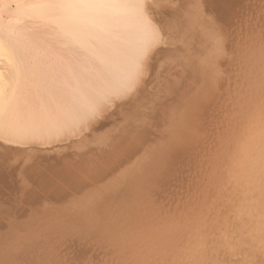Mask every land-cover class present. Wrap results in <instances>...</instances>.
<instances>
[{
    "label": "bare ground",
    "instance_id": "obj_1",
    "mask_svg": "<svg viewBox=\"0 0 264 264\" xmlns=\"http://www.w3.org/2000/svg\"><path fill=\"white\" fill-rule=\"evenodd\" d=\"M241 1L0 0V187L24 188L14 196L26 202L39 186L57 184L55 190L64 183L56 201L83 199L67 208L61 202L60 211L51 207L54 215L44 218L35 205L25 212L29 216L17 217L23 201L11 209L9 198L0 197V233L8 235L0 234V264H65L76 255V264H94L102 258H94L101 254L98 242L100 249L116 246L102 250L112 257L99 264H264V0L254 7ZM179 76L184 82L174 85ZM154 90L162 97L151 100L156 104L145 115L147 127L131 131L134 143L150 132L154 159H144L146 146L131 145L137 151L130 163L135 160L137 169L114 182L109 176L124 162L125 142L118 138L136 123L131 105L138 112ZM128 96L126 110L122 99ZM119 100L123 121L113 129L104 125L110 130L104 127L98 137L99 114ZM96 150L113 157L93 160ZM78 159L102 175V181L87 183L94 196L81 193L86 173L72 175ZM114 162L119 165L102 171L103 163ZM170 170L176 173L168 176ZM65 172L68 182L61 179ZM28 187L38 191L24 192ZM7 189L3 194L15 190ZM67 220L77 227V220L86 222L78 229L85 234L74 233ZM73 233L81 241L88 236L97 255H88L84 240L88 256L75 249L74 256L73 247L61 253ZM94 233L101 235L97 243ZM41 243L60 253L51 247L54 254L44 258L49 252L40 251Z\"/></svg>",
    "mask_w": 264,
    "mask_h": 264
},
{
    "label": "rangeland",
    "instance_id": "obj_2",
    "mask_svg": "<svg viewBox=\"0 0 264 264\" xmlns=\"http://www.w3.org/2000/svg\"><path fill=\"white\" fill-rule=\"evenodd\" d=\"M240 1H241V0H240ZM246 1H247L248 3H247ZM250 1H251V3H250ZM254 1H256V0H243V2H244L245 4H244L242 1L239 2V3H240V4L242 3V5L244 4V6L246 7V4L248 5V4L250 3V4L252 5V2H254ZM257 2L261 3V0H257L256 3H257ZM239 3H238V4H239ZM256 3H253V4L255 5ZM240 4H239V5H240ZM263 4H264V1H263ZM242 5H241V6H242ZM251 5H249V6H251ZM254 5H252V6L254 7ZM241 6H238V7H239L238 9H240ZM252 6H251V8H252ZM241 8H243V6H242ZM253 16H254V15H253ZM255 16H256V15H255ZM256 19H257V18H256ZM171 70H172V69H170V71H171ZM172 71H173V70H172ZM169 73H170V72H169ZM194 74H195V73H193V75H194ZM223 76H224V75H223ZM149 77H150V76L148 75V76H147V79H148ZM225 77H226V76L222 77L223 80H225ZM150 78H151V77H150ZM150 78H149V79H150ZM149 79H148V80H149ZM177 79H179V81H178ZM183 79H185L183 76H182V77L179 76L178 78L176 77V79H175V80H176V83H174V85H175V84H178V85L180 84V85H181V84L184 82ZM182 81H183V82H182ZM219 81H220V80H219ZM169 82L171 83V82H173V81L170 80ZM169 82H168V83H169ZM220 83H222V82H220ZM171 84H172V83H171ZM172 85H173V84H172ZM155 90H157V89H155ZM155 90H154V92H153L154 94L151 95L152 97H154V95L156 94L155 92H157V91H155ZM160 93H161V92H160ZM158 94H159V91L157 92V95H155L156 97H154V98H152V99H151V96H150V98L148 99V103H147V104L145 103L146 105L143 104V105H144L143 108H142L143 105H142L141 107H139L140 109H138V112H136L138 106H133L134 104H133V105L130 104L132 101H131L130 103H129V101H127V100H129V97L133 96V94H131V96H128V97H127L128 99H126V98H125V99H122V102L125 101V102H123L124 104H122V102L119 100V101H117V103H116L114 106H112L111 108H109L107 111H104V113L102 112V113L99 114V115H100V116H99V117H100V120H99V121H101V122L98 121V118H97V121H98L99 123H101V124L105 122V124H103V125L99 124L100 126H97L98 123H95V125L97 126V128L99 127V129H101L100 131L97 129L98 133L101 132V133L97 134V136L100 135V134L103 135V134H102V131H103V132L106 131V130H104V129H107V131L110 130V127H107V128H106L104 125L109 126V125H107V124H111V128H112V127H114V124H119V123L121 122V120L123 121L122 116H123L125 110H124V112L122 111V109H123V108H122V105H123V107H124V105H125V107H124V109H125V108H126V105H127V102L132 106V107H131V106H130V107H131V108H135L136 111H135V109H133V110H134L136 113H138V115H137V114L134 113V111H133V115H134V116L132 117V122H133V123L136 122V123H135L134 125L130 124L129 127L127 126V125L129 124V123H128V124L126 125V127H128V128H125L126 130L124 129V135H125V136H122L121 139L118 138L122 143L125 142V143H124V148H123V150H122V152H121L122 155L119 154V155H121L120 157L124 156V157H122V161H124V162H122V163H123V165H122L121 162H120V161H121V158H119V156H118V158L120 159V161L118 160V163L121 164L122 167L120 166V168L117 170V173H115V172H116V171H115L114 173L111 174L113 177H112L111 175L109 176V179H110V180H112V179L114 180V179L116 178V179L114 180V182H118V183H119V181L122 182V181H121V180H122V179H121L122 177H123V181L126 179L125 174L129 173V171L131 172V170H133V172H134V169H135V167L137 166V165L134 164V163H137V162L133 159L134 161H132V162L130 163V161L132 160V159H130V158H131L130 156H132V155H133L132 152H135V150H136V149H134V147H133L134 144H139L138 147H140V149L143 148V146H146L145 149H144V151H145L146 154L143 153V152H144L143 150L141 151V153H142V154H141V157H142V155H144V154H145L146 157L143 156L142 158L145 157L144 159H146V160H148V161H151L152 159H154V156H155L154 154H155V152H153L154 150H153V148H152V145L149 144L150 141H149V140H146V139L148 138L150 132L145 133V134L142 136V139H140L139 141H136V143H134V140L131 138V134L135 131L134 128H136L137 131H140L143 127H147L146 124H145V122H146V116L149 115V114L151 115V112L153 111V110L151 111V108H150V107H153V105L156 104V102L158 103V100H159V102H160V99H161V97H162V95H160V94L158 95ZM159 96H160V97H159ZM163 96H164V95H163ZM158 97H159V98H158ZM130 99H131V98H130ZM153 99H156V102H155V100H154V102H152L151 100H153ZM126 101H127V102H126ZM149 101H150V103L152 102V103H151V106H150V104H149ZM119 103L122 104V105L120 106ZM133 103H134V102H133ZM147 105H149V106L147 107ZM119 106H120L121 109H120V108L118 109ZM145 106L147 107V109H146ZM155 106H156V105H155ZM114 108H115V109H114ZM131 108H129V109L131 110ZM153 108H154V107H153ZM153 108H152V109H153ZM116 109H118V111H117ZM127 109H128V108H126V110H127ZM144 109H146V110H148V111H146V110H144ZM114 110H115V111H114ZM130 110L126 111V113L129 112ZM119 111H120V113H121V111H122V113H123V114H121L122 116L117 114V112L119 113ZM139 111H140V112H139ZM150 111H151V112H150ZM108 112H110V114H109ZM112 112H113V113H112ZM131 112H132V111H131ZM131 112H130L129 114H131ZM111 113L114 114V115H113V116H107L108 118L110 117L109 120H107V121H108V122H107V121H106V119H107L106 114L111 115ZM115 113L118 115V118H119V119H117V115H116ZM120 113H119V114H120ZM126 113H125V115H124V119H125V118H128V117H127L128 115L126 116ZM145 113H146V114H145ZM142 114H143V115H142ZM131 115H132V114H131ZM131 115H130V116H131ZM136 115L138 116V118L136 117ZM145 115H146V116H145ZM115 116H116V118H115ZM119 116H120L121 118H120ZM130 116H129V118H131ZM143 116H144V117H143ZM101 117H102V118H101ZM135 117L138 119V121H136L137 119H135ZM142 117H143V118H142ZM104 118H105V119H104ZM112 118H113V119H112ZM140 118H141L142 120H141ZM133 119H134V121H133ZM143 119H145V120H143ZM113 120H114V121H113ZM130 120H131V119H130ZM97 121H96V122H97ZM103 121H104V122H103ZM119 121H120V122H119ZM116 122H118V123H116ZM129 122H130V121H129ZM132 122H131V123H132ZM112 125H113V126H112ZM135 125H136V126H135ZM131 126H132V127H131ZM133 126H135V127H133ZM104 127H105V128H104ZM141 127H142V128H141ZM103 128H104V129H103ZM108 128H109V130H108ZM129 128H130V129H129ZM112 129H113V128H112ZM132 129H133V130H132ZM92 130H96V129L94 128V126H93V129H92ZM151 130H152V129H151ZM151 130H150V131H151ZM153 130H154V128H153ZM90 131H91V129H90ZM90 131L88 130V132H86V134L88 133V135H89V134H90ZM131 131H133V132H131ZM92 132L94 133V131H92ZM92 132H91V133H92ZM95 132H96V131H95ZM128 132H129V133H128ZM130 132H131V133H130ZM96 133H97V132H96ZM113 133H114V132H113ZM147 134H148V135H147ZM94 135H95V133H94ZM209 135H210V134H209ZM98 137H99V136H98ZM98 137H97V138H98ZM126 137H127V138H126ZM146 137H147V138H146ZM128 138H129V139H128ZM127 140H128V142H127ZM145 140H146V141H145ZM139 142H140V143H139ZM141 142H144V144L141 143ZM145 142H147V143H145ZM126 143H127V144H126ZM131 145H133V146H131ZM78 146H80V145H78ZM149 146H150V147H149ZM138 147H137V148H138ZM127 148H128V149H127ZM130 148H131V149H130ZM132 148H133L134 150H133ZM78 149H79V147H78ZM138 149H139V148H138ZM140 149H139V150H140ZM128 150H129V151H128ZM148 150H149L150 152H149ZM152 150H153V151H152ZM77 151L80 152V150H77ZM123 151H126V152L124 153ZM136 151H137V150H136ZM97 152H99V153H97ZM109 152H111L110 154H112V155L107 154V153H109ZM92 153H93V154H92ZM92 153H91V156H92L93 160H99V159H100L99 161H102V162L107 161V159H109V157H110V158L113 157V153H112V151H108V152H105V151L102 152V151H101V152H100V150H98V151L96 150V152L93 151ZM100 153H101V154H100ZM105 153H106L107 155H106ZM123 153H124V154H123ZM127 154H128V155H127ZM152 154H153L154 156H153ZM93 155H94L95 158L93 157ZM96 155H97L98 157H100L101 155H106V156H104L105 158H103V156H101L102 158H98ZM108 155H109V156H108ZM147 157H148V159H147ZM78 158L81 159L80 157H78ZM106 158H107V159H106ZM123 158H124V159H123ZM127 158H129V159H127ZM149 158H151V159L149 160ZM79 159H78L79 163H77V160H76V162H75L76 165L73 166L74 169H75V168H76V169H75L74 173H72V175L83 176V175L86 173L87 176L83 177V178H84L83 181H82V178H80L81 180L79 179V180H77V181H82V183L84 182V184L86 183L87 186H81V188H82V187H83V188H82V189L80 188V189L83 191V190L86 188V189L84 190L85 193H83L84 191H83V192L81 191V193L84 194L85 196H87V195L91 194L90 191H92V188L94 187V186H92V188H91V187H90L91 185L89 186L87 183H88V182H89L90 184H92V182H93V183H98L97 181L101 180V178H102L101 176H102V175H101L100 172L97 171L96 167H95L94 165H92L93 163H92V164H87V163H84L82 160H79ZM81 162H82V164H81ZM116 162H117V159H116ZM126 162H129V163L126 164ZM85 164H86V166H84ZM114 164L119 165V164H117V163H115V162L113 163V165H112V164H111V165H110V164L105 165V164L103 163V164H102V166H103V167H102V168H103L102 171H104V167H105V169H107L108 167H109V169H111V166H114ZM124 164H125L126 166H125ZM109 165H110V166H109ZM116 165H115V166H116ZM81 166H83V168H81ZM124 166H125V168H124ZM85 167H86L87 169H86ZM92 168H93V169H92ZM100 168H101V167H100ZM102 168H101V169H102ZM121 169H122V170H121ZM136 169H137V167H136ZM107 170H108V169H107ZM107 170H106V171H107ZM125 170H126V171H125ZM106 171H105V172H106ZM183 171H184V169H183ZM80 172H81V173H80ZM95 172H96V173H95ZM138 172L141 173L140 170H138ZM174 172L176 173V171H174ZM174 172L171 171V170L168 171V173H170L168 176L174 174ZM66 173H67V172H65V175L62 174V176H61V177H62V178H61L62 180L64 179L65 181H67V180L70 179L71 174H70L69 172H68L67 174H66ZM98 173H99V174H98ZM119 173H122L121 176L119 175ZM69 174H70V175H69ZM123 174H124V175H123ZM66 175H67V176H66ZM68 175H69L70 177H69ZM122 175H123V176H122ZM115 176H116V177H115ZM124 176H125V177H124ZM66 177H67V178H66ZM68 178H69V179H68ZM78 178H79V177H78ZM119 178H120V179H119ZM85 179H86V180H85ZM91 180H92V181H91ZM95 180H96V181H95ZM101 181H102V180H101ZM101 181H100V182H101ZM67 182H68V181H67ZM60 184H61V183H58V189L60 188L61 190L63 189L62 191H64V188H66V185H65L64 183H62L61 185H64V186H59ZM99 184H100V183H99ZM51 186H52V185H51ZM56 186H57V184H56L54 187L52 186V188H51L50 186L48 187V185H47V189H48V190L46 189V186H45V187H44V190H45V191L43 190V187H42L41 189H39V188H40V186H39L38 190H39L40 193H37V192H36V191H38V190L35 188L36 186L33 187L34 189L31 188V187H30V188H29V187H28V188H25V189H27V190H24V192H26V191H28V190H30V189H31V190H35V189H36L34 192H36L37 194H40V195L37 196L36 193H35L34 195H35L36 197H39V199H42V200H39V199L36 198V197H35V198H34V197H31L32 199H29V198H28V200H25V201L28 202V203L24 202V200H21L20 198H17V199H16V197L14 196V194L17 195V194H21V193L23 192V191H21V190H23L24 188L21 189V190L19 191V190H18V187H19V186H17V187H16V186H14V187L11 186V187H10V186H8V185L3 186V188L5 187V188H4L5 190H6L8 187H9L10 189L8 188L7 190H10V191H12L13 189H15V190H14L15 192L12 191V193H10V192L8 191L7 194H3V193H6V191H5L2 187H0V195H1L0 197L3 199V198L5 197V195H6V196L9 198V199L7 200V202L9 201V202H8V205L10 204V207H11V205H13V206L11 207V209H13V208H15V209H19V208L21 207V205H22V204H21L22 202H20V200L23 201V205H22V207H21L20 210H18V212H17V217H18L19 214H20V215H24V214H25V216H29V215L27 214V213L31 212V211H29V210H32V211H33V209H35V210H37V211H35L36 213H38L37 215H40V217H44V218L46 217V215H47L48 212H49L48 215L50 216V214H51V216H52V214H53L54 211H53V208L51 209V207H54V210L56 209V212H57V210L60 211V208L63 207V204H62V203H64V202L66 203V202L68 201V202L66 203L67 205L64 203V207L66 206V208H67L68 205H70V206L73 205V206H74V205H76V204H79V202H80L79 200H80V199L83 200V199L80 198V196H79L78 198H80V199H78V201H77V200H76V199H77V197H76L77 195H76V196H75L76 198H75L74 196H72L73 202L70 201V200H72V199H71V196H70V199L67 198L68 200H66V199L63 200V201L61 200L62 203L60 202V200H57V201H56V199H58V196H57V193H58L57 191H58V189H55V190L53 189V188H57ZM12 187H13V189H12ZM37 187H38V186H37ZM84 187H85V188H84ZM88 187H90V188L88 189ZM16 188H17V190H16ZM19 189H20V187H19ZM49 189H50V190H49ZM60 189H59V190H60ZM51 190H52V191H51ZM87 190H90V191H87ZM93 190H94V194H95V189L93 188ZM18 191H19V192H18ZM41 191H42V192H41ZM55 191H56V192H55ZM62 191H61V192H62ZM79 191H80V190H79ZM172 191H173V189H171V190L168 189V191H166V193L168 194L169 192L171 193ZM20 192H21V193H20ZM29 192H31V191H29ZM45 192H46V193H45ZM47 192H48V193H47ZM53 192H54V193H53ZM86 192H87V194H86ZM88 192H89V193H88ZM92 192H93V191H92ZM55 193H56V194H55ZM81 193H80V194H81ZM43 194H44V195L46 194V195L44 196ZM53 194H55L57 197H54ZM94 194H91V195L94 196ZM3 195H4V196H3ZM34 195H33V196H34ZM41 195H43V196L40 198ZM95 195H96V194H95ZM9 196H11V197H9ZM48 196H49L50 198H48ZM7 197H5V198H7ZM81 197H82V196H81ZM100 197H101V196H100ZM100 197L97 199V200H98L97 202H96V199L94 198L95 201L93 200V203H94V204H95V203L97 204V203L100 201V199L102 198V197H101V198H100ZM5 198L3 199L4 201L6 200ZM43 198H45L46 201H45ZM83 198L85 199V197H83ZM35 199H37V200H35ZM51 199H52V200H51ZM11 200H12V201H11ZM16 200H18L17 203H16ZM48 200H49V201H48ZM53 200H54V201H53ZM34 201H35V203H34ZM40 201H41V202H40ZM42 201H43V202H42ZM51 201H52V203H51ZM74 201H75V202H74ZM18 202H19L20 204H18ZM31 202H32V203H31ZM48 202H49V203H48ZM70 202H71V203H70ZM12 203H13V204H12ZM29 203H30V204H29ZM38 203H39V204H38ZM41 203H42L43 205H44V203H45L46 205L43 206ZM47 203H48L49 205H47ZM68 203H69V204H68ZM72 203H74V204H72ZM24 204H27L28 206H27V205H24ZM40 204H41V206H40ZM50 204H51V205H50ZM59 204H60L61 207H60V206H57V205H59ZM111 204H112V206H113L114 203H111ZM17 205H18L19 208L17 207ZM33 205H35V206H34V208L32 209L31 207H33ZM36 205H37V206H36ZM54 205H55V206H54ZM5 206H6V205H5ZM38 206H39V207H38ZM45 206H46V207H45ZM70 206H68V207H70ZM109 206H110V205L108 204V207H109ZM112 206H110V207H112ZM25 207H26V208H25ZM29 207H30V209H29ZM41 207H42V208H41ZM44 207H45V209H44ZM56 207H60V208H56ZM6 208H7V206H6ZM8 208H9V207H8ZM27 208H28V209H27ZM38 208H39V209H38ZM40 208H41V209H40ZM46 208H47V210H46ZM9 209H10V208H9ZM22 209H23V210H22ZM123 209H126V208H123ZM123 209H122V210H123ZM50 210L52 211V213H50ZM61 210H62V209H61ZM122 210L120 209V211H122ZM45 211H46V212H45ZM117 211H118V212H116V213H119V210H117ZM25 212H27V213H25ZM33 212H34V211H33ZM124 212H125V210H124ZM36 213H35V215H36ZM45 213H46V214H45ZM116 213H114V215H117ZM43 214H45V215H43ZM61 214H62V216H64L63 213H61ZM121 214H122V213H121ZM48 215H47V216H48ZM53 215H54V214H53ZM119 215H120V214H119ZM122 215H123V214H122ZM122 215H121V216H122ZM62 216H61V217H62ZM117 216H118V215H117ZM121 216H120V217H121ZM124 216H126V215H124ZM72 217H73V216H72ZM120 217H119V218H120ZM29 218H30V217H29ZM69 219H71V218H69ZM124 219H125V218H124ZM67 221L70 222V223L72 222L71 224L76 223V221H70V220H67ZM68 222H67V223H68ZM73 222H74V223H73ZM84 222H85V221H84ZM70 223H68V225H70ZM85 223H86V222H85ZM85 223H82V221H81V223H80V220H77V224H80V225H81V224H85ZM80 225H78V227H79V228H78L77 225L74 224V226L77 227V229H76V227H74V228H75V229H73L74 233H76V231H77L78 229L80 230V229L83 228V227L85 228V226H80ZM80 227H81V228H80ZM84 228H83V229H84ZM93 228H94V227H93ZM93 228H92V227L89 228V234H90L91 229H93ZM83 229H82V230H83ZM87 229H88V228H87ZM31 230H33V229H31ZM79 230H78V231H79ZM82 230L79 231V232L81 233L80 236L85 234V232L83 233ZM4 231H5V230H3L2 233H0L1 236L3 235V233L5 234L4 237H5V236H8V235H6V234H7L6 231H5V232H4ZM78 231H77V233H78ZM83 231H84V230H83ZM85 231H86V230H85ZM94 231H95V230H94ZM0 232H1V231H0ZM29 232H31V231H29ZM92 232H93V231H92ZM74 233H73V234H74ZM86 233H87V232H86ZM30 234H31V233H30ZM59 234H60L61 237L64 239L63 236H65V235H62V233H60V232H59ZM64 234H65V233H64ZM68 234H69V233H68ZM73 234H72V236L75 237L76 234H74V235H73ZM78 234H79V233H78ZM87 234H88V233H87ZM87 234H86V235H87ZM91 234H92V233H91ZM50 235H51V234H50ZM50 235L47 234L46 236H47L48 238H51V237H49ZM70 235H71V234H70ZM70 235H69V236L67 235V238L69 237V238L67 239V241L69 240L70 244L67 243V241L64 242V243H66V246L63 245V244L60 242V240H62V239L59 238V240H57V241H59V242L62 244V247H63V246L66 247V248L63 247V249H61V253H63L62 251H64V250H66V251H64V252H66V253L72 251L71 253H73V255L75 256V255H76V254H75L76 252H73V251L76 250L77 253L80 254V255H81V253H82L83 256H84V255H86V256L89 255V256H90V254L92 255V251H93V250H94L93 255H95V254H96V253H95L96 248H97V251H98V248H99L100 252H99V251H98V252L96 251V252H97V253H101V254H98V255L96 254L97 257H94V258L98 259V256H101V255H102V258H101V257H99V258H100V260L102 259L101 261L103 262V260H104V256H106L107 254H110L109 251L112 250V246H113V245H112V243L109 244L110 241L107 242V240H106L105 243H106V244L108 243L110 246L112 245L110 250H109L108 248L106 249V251L109 250V251H107L108 253H106L105 255L103 254V252L105 251L106 246L108 247L109 245H106V246H105V245H102L101 247H104V246H105V247H104V249H102V248L100 249V245L102 244V242H100V243H101L100 245H98V244H99V242H98L97 247H96L95 249L93 248V250H92V245L89 246V244H90L91 242H90V240H87V239H88V238H87L88 236H87V237H85L86 240L83 239L84 241H86V244H88V243H87L88 241L90 242V243L87 245L88 247L85 248V250H86V249L89 250V247H91V249H90L89 251H86L87 253H89V254L87 255V253H86L85 250H84V246H86V244L83 242V240H82V241L80 240V239H82L83 236H82V237H77V236H78V235H77V236H76L75 238H73V239H74V241L78 242V241H77V238H78V240L81 241V245H82V244H83V245L85 244L84 246L82 245V247H83L82 250H84V252H82V250H81V247H80L81 245H79L80 242H79L78 244H76V242L74 243V241H73V243H74V245H73V243H72V236H70ZM86 235H85V236H86ZM93 235H95V237H96V238H95V237L93 236V237L95 238V240H94L93 237H91V238L94 240L93 243H95V242L97 243L98 239L100 238L99 236H101V235H100V234H97V235H96L95 233H94ZM1 236H0V238H1ZM44 236H45V235H44ZM46 236L44 237V240H46V239H45ZM4 237L2 236V238H4ZM41 237H42V236H41ZM52 237H53V236H52ZM54 237H55V236H54ZM54 237H53V238H54ZM57 237H58V234H57V236H56L54 239H56ZM65 237H66V236H65ZM53 238H52V239H53ZM101 238H102L101 241H103V240L106 239V238L103 239V237H101ZM54 239H53V240H54ZM65 239H66V238H65ZM89 239H90V238H89ZM93 240H92V241H93ZM96 240H97V241H96ZM42 241H43V240H41V242H42ZM99 241H100V240H99ZM55 242H56V240H55ZM55 242L53 241L54 246H55L56 243H57V242H56V243H55ZM62 242H63V241H62ZM16 243H19V242H16ZM16 243H13V245L11 246V247H12L11 250L15 251L16 249H18V248H16V249L14 248V246L16 245ZM105 243H104V244H105ZM50 244H51V243H50ZM50 244H49V245H50ZM91 244H92V243H91ZM44 245H45V243H44ZM52 245H53V244H51L50 246L52 247ZM67 245H68V247H67ZM69 245H70V246H69ZM76 245H77V247H76ZM78 245H79L81 251H78V250H79ZM93 245H95V244H93ZM38 246H42L41 249L39 248L40 251L42 252V249H43V247H44V246H43V243L38 244ZM56 246H58V243H57ZM95 246H96V245H95ZM98 246H99V247H98ZM110 246H109V247H110ZM16 247H17V246H16ZM18 247H19V246H18ZM46 247H47V244L45 245V248H44V249H46ZM51 247H48V250L46 249L47 252H49V254H48L47 252H43L44 254H45V253L48 254V256H47V257H44V258H47V259H48L49 256L51 257V256L54 254V252L57 251V250L55 251V247H54V249H53V247H52V249L54 250V252H53V254L50 255V252L53 251V250L51 251ZM60 247H61V246H60ZM62 247H61V248H62ZM70 247H71V248L73 247V248H72L70 251H69V249L67 250V248H70ZM93 247H94V246H93ZM113 247H116V246H113ZM58 248H59V247H58ZM14 249H15V250H14ZM44 249H43V250H44ZM49 249H50V251H49ZM59 249H60V248H59ZM74 249H75V250H74ZM116 249H118V247H117ZM46 250H45V251H46ZM91 250H92V251H91ZM102 250H103V252H102ZM114 250H115V249L113 248V252H112V251H111V252L114 253ZM16 251H17V250H16ZM57 252L60 253V250L57 251ZM80 252H81V253H80ZM43 253H42V254H43ZM71 253H70V254H71ZM85 253H86V254H85ZM94 253H95V254H94ZM104 253H105V252H104ZM47 254H46V255H47ZM67 254H68V253H67ZM67 254H66V257H67ZM70 254H69V255H70ZM46 255H45V256H46ZM64 255H65V254H64ZM110 255H111V254H110ZM110 255H109V256H110ZM43 256H44V255H43ZM83 256H82V257H83ZM86 256H85V257H86ZM107 256H108V255H107ZM109 256H108V257H109ZM70 257H71V256H69L68 258H70ZM110 257H112V255H111ZM114 257H116V256H114ZM131 257H133V256H131ZM71 258H72V257H71ZM75 258L77 259V255H76L75 257L72 258V260H74V263L71 262L72 264H76L77 262L80 261V257H79V255H78V261L75 260ZM83 258H84V257H83ZM88 258H89V257L84 258V259L87 260ZM92 258H93V257H92ZM92 258H90L89 260H91ZM94 258H93V259H94ZM65 259H66V258H65ZM93 259H92V260H93ZM112 259H113V258H112ZM114 259H115V258H114ZM119 259H122V258L115 259L114 262L119 261ZM69 260H71V259H69ZM69 260H68V261H69ZM72 260H71V261H72ZM100 260H97L98 262H97L96 260H93V262L95 261V262H97L96 264H99V263H100V262H99ZM116 260H117V261H116ZM68 261L65 260V264H66V262L68 263ZM75 261H77V262L75 263ZM87 261H88V260H87ZM93 262H92V263H93ZM95 262H94V264H95ZM102 262H101V263H102ZM121 262H122V260L119 261V263H121ZM69 263H70V262H69ZM69 263H68V264H69ZM85 263H89V262H85ZM117 263H118V262H117ZM78 264H84L83 261H82V259H81V263H78Z\"/></svg>",
    "mask_w": 264,
    "mask_h": 264
}]
</instances>
